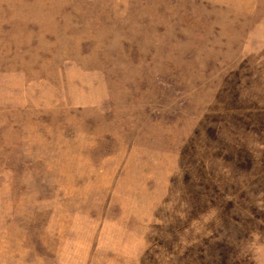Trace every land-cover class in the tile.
Segmentation results:
<instances>
[{"label":"rangeland","instance_id":"1","mask_svg":"<svg viewBox=\"0 0 264 264\" xmlns=\"http://www.w3.org/2000/svg\"><path fill=\"white\" fill-rule=\"evenodd\" d=\"M0 264H264V0H0Z\"/></svg>","mask_w":264,"mask_h":264}]
</instances>
